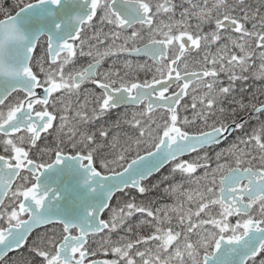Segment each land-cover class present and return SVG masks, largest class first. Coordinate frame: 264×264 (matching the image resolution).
I'll return each mask as SVG.
<instances>
[{"label":"snow or ice","instance_id":"obj_1","mask_svg":"<svg viewBox=\"0 0 264 264\" xmlns=\"http://www.w3.org/2000/svg\"><path fill=\"white\" fill-rule=\"evenodd\" d=\"M0 16V264H264V0Z\"/></svg>","mask_w":264,"mask_h":264},{"label":"trees","instance_id":"obj_2","mask_svg":"<svg viewBox=\"0 0 264 264\" xmlns=\"http://www.w3.org/2000/svg\"><path fill=\"white\" fill-rule=\"evenodd\" d=\"M13 3H14V0H0V4H5V5H7V6H11ZM0 18H2V16H0ZM167 172H168V169L165 168L164 170H162V172H161L160 174H156V175L154 176V180H153V182H154V181H155V182H159L160 179H162L163 175H167ZM177 179H179V177H177ZM162 186H167V184H163ZM160 196H162L161 192H153V193L150 194V198L153 199V200L156 199V198H157V200H160ZM118 197H120V196L118 195ZM118 197H117V198H118ZM115 202H116V201H114L113 203L115 204ZM39 231H40V232H43L44 229L39 230ZM101 257H102V256H101Z\"/></svg>","mask_w":264,"mask_h":264},{"label":"rangeland","instance_id":"obj_3","mask_svg":"<svg viewBox=\"0 0 264 264\" xmlns=\"http://www.w3.org/2000/svg\"><path fill=\"white\" fill-rule=\"evenodd\" d=\"M155 182V181H154ZM161 187H166V186H161ZM162 194V193H161ZM118 200H121V199H123V197H118L117 198ZM157 203H159V204H164V203H171V201L167 198V197H163L162 198V196H160V200H157V198L156 199H154ZM116 203V202H115ZM114 206H115V204H114ZM41 233H43V232H41ZM11 261H14V260H16L17 259V256L16 255H14V256H12L11 258H9ZM259 260H260V257H258L257 258V264H259Z\"/></svg>","mask_w":264,"mask_h":264},{"label":"flooded vegetation","instance_id":"obj_4","mask_svg":"<svg viewBox=\"0 0 264 264\" xmlns=\"http://www.w3.org/2000/svg\"><path fill=\"white\" fill-rule=\"evenodd\" d=\"M137 59H139V60H143V58H137ZM108 65H107V63L105 64V67H107ZM142 76H143V74H142ZM224 145H222L221 147H223ZM15 255V253H13V254H10V257L9 258H11L12 256H14Z\"/></svg>","mask_w":264,"mask_h":264},{"label":"water","instance_id":"obj_5","mask_svg":"<svg viewBox=\"0 0 264 264\" xmlns=\"http://www.w3.org/2000/svg\"><path fill=\"white\" fill-rule=\"evenodd\" d=\"M102 259V258H101Z\"/></svg>","mask_w":264,"mask_h":264}]
</instances>
